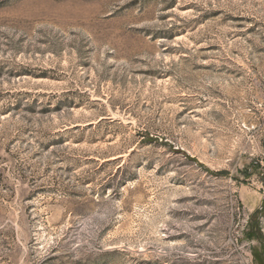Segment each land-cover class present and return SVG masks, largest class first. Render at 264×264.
<instances>
[{
	"label": "rangeland",
	"instance_id": "rangeland-1",
	"mask_svg": "<svg viewBox=\"0 0 264 264\" xmlns=\"http://www.w3.org/2000/svg\"><path fill=\"white\" fill-rule=\"evenodd\" d=\"M0 264H264V0H0Z\"/></svg>",
	"mask_w": 264,
	"mask_h": 264
}]
</instances>
